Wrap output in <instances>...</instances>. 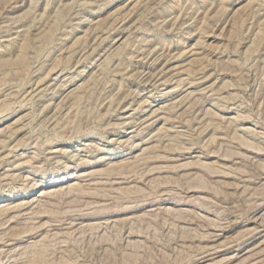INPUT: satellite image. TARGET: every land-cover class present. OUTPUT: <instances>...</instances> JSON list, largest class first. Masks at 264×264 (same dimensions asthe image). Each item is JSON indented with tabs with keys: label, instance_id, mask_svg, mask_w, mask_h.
Returning a JSON list of instances; mask_svg holds the SVG:
<instances>
[{
	"label": "rangeland",
	"instance_id": "obj_1",
	"mask_svg": "<svg viewBox=\"0 0 264 264\" xmlns=\"http://www.w3.org/2000/svg\"><path fill=\"white\" fill-rule=\"evenodd\" d=\"M0 264H264V0H0Z\"/></svg>",
	"mask_w": 264,
	"mask_h": 264
}]
</instances>
